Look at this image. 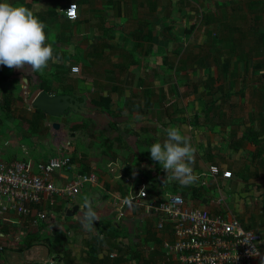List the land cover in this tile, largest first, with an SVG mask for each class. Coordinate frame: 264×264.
Masks as SVG:
<instances>
[{
	"label": "crops",
	"instance_id": "crops-1",
	"mask_svg": "<svg viewBox=\"0 0 264 264\" xmlns=\"http://www.w3.org/2000/svg\"><path fill=\"white\" fill-rule=\"evenodd\" d=\"M29 8L45 25L47 42L59 62L43 73L0 65V160H29L33 165L59 149L72 155L69 170H56V184L76 174L95 173V183L85 184L71 200L43 196L38 206L46 218L36 226L32 219L12 211L5 222L17 234L7 240L5 264H180L168 246L173 242L170 223L157 228L158 218L143 207L126 204L137 189L161 200L166 193L180 194L186 205L212 214H234L243 226L259 234L260 255L253 264H264V180L253 162L264 165V136L260 126L263 94L257 85H241L259 96L244 122L236 120L240 95L231 81L219 76L212 58L199 64L207 42V25L195 22L198 0H7ZM77 5V18L61 12ZM204 5V4H203ZM208 8V5L207 7ZM194 10V11H193ZM204 33L205 40L195 39ZM201 35V34H200ZM202 51V53H201ZM215 65L211 70L210 62ZM79 72H71L72 66ZM71 94L81 111L59 116L44 114L35 122L31 103L38 91ZM233 92V94L227 95ZM243 97V96H242ZM240 98V96H239ZM10 107H6V103ZM3 106V109H1ZM34 121V123H33ZM54 123L60 127L55 129ZM179 127L196 149L192 165L198 180L190 186L167 181V173L150 156V146L163 142V129ZM248 127L253 130L249 133ZM249 133V134H248ZM257 144L239 145L242 135ZM261 143V146L258 144ZM260 148L262 150L260 151ZM81 156V157H79ZM75 158V159H73ZM256 163V164H257ZM229 170L230 178L213 176L210 165ZM125 178L130 183L124 182ZM92 199L99 221L96 231H85L77 220L82 197ZM136 197V196H134ZM261 198L263 200L261 201ZM77 206L74 215H66ZM33 237L24 247L27 235ZM8 236L10 234H7ZM14 241H17L16 243Z\"/></svg>",
	"mask_w": 264,
	"mask_h": 264
},
{
	"label": "built area",
	"instance_id": "built-area-1",
	"mask_svg": "<svg viewBox=\"0 0 264 264\" xmlns=\"http://www.w3.org/2000/svg\"><path fill=\"white\" fill-rule=\"evenodd\" d=\"M60 12L74 20L77 5L70 3ZM71 72L78 73L79 67L72 66ZM72 166L70 153L60 149L34 165L29 160H0V222L12 211L31 218L32 226L37 227L46 218V212L38 207L43 196L50 197L51 203L54 197L71 200L85 184L96 182L93 172L78 173L64 184L51 179L54 171L69 170ZM209 171L213 176H232L229 170L222 171L213 164ZM124 182L129 184L130 179L125 178ZM134 196L127 199L128 204L143 207L159 217L157 228L171 224L174 238L168 248L176 253L180 264H253L260 255L259 234L244 227L232 213L216 215L204 208L189 207L178 193H166L163 199L152 200L140 188Z\"/></svg>",
	"mask_w": 264,
	"mask_h": 264
},
{
	"label": "clouds",
	"instance_id": "clouds-1",
	"mask_svg": "<svg viewBox=\"0 0 264 264\" xmlns=\"http://www.w3.org/2000/svg\"><path fill=\"white\" fill-rule=\"evenodd\" d=\"M45 28L46 25L29 8L0 0V65L43 73L50 61L59 62L60 57L54 55L53 45L47 42ZM163 131L166 139L150 146L151 158L167 173V181H177L181 186L193 185L198 180L192 167L196 149L179 127L169 126ZM78 206L77 220L83 229L96 231L94 222L100 217L91 197L84 195Z\"/></svg>",
	"mask_w": 264,
	"mask_h": 264
},
{
	"label": "trees",
	"instance_id": "trees-1",
	"mask_svg": "<svg viewBox=\"0 0 264 264\" xmlns=\"http://www.w3.org/2000/svg\"><path fill=\"white\" fill-rule=\"evenodd\" d=\"M246 8L247 11L242 12L238 16L239 19L249 24L246 29L243 24L235 23L236 17L229 18L230 16L227 15L219 16L215 13L212 15L207 14L206 12H203L202 14L201 23L207 25L206 34L208 39L206 44L201 47L202 50L204 48L206 51L205 56L201 55L198 61L199 64L202 65L204 64L205 59L212 58L217 66L219 76L241 77L238 70L242 67V70L246 72L253 60V55L258 59L253 62L254 64L251 65L252 68L259 70L264 67V0H248V2H246ZM250 21L256 24V28L250 23ZM255 31H259V36L256 40L257 43L252 48L254 53H251L250 50L247 51L244 39ZM259 57H261V59ZM262 72L264 73V70ZM221 79H223V77H220L217 80L220 81ZM243 89L244 87H241V91ZM230 94H233V92H230L227 95ZM258 94H263L264 97V86ZM8 103L9 102L6 103V107L9 108L10 105H8ZM1 109H3V106H1ZM43 116L44 114L37 109L34 117L35 122L37 123L42 120ZM247 129L249 133L253 130L251 127H248ZM259 129L258 136H264V111H262L260 116ZM248 134L242 135L237 143H239V145L247 144L248 146L256 145L257 143L253 141V138ZM261 150L262 148H260V151ZM70 157L72 161V155ZM32 240L33 237L28 234L23 241L24 247H29Z\"/></svg>",
	"mask_w": 264,
	"mask_h": 264
},
{
	"label": "rangeland",
	"instance_id": "rangeland-1",
	"mask_svg": "<svg viewBox=\"0 0 264 264\" xmlns=\"http://www.w3.org/2000/svg\"><path fill=\"white\" fill-rule=\"evenodd\" d=\"M198 2H201L204 5L203 4L201 5L202 9H199L197 7L194 8L195 11L193 10L194 13L192 17L195 16V19H194L195 22H198L200 19L199 13L206 12L207 14H212V15L213 13L219 16L227 15V16H230L229 18L236 17L235 23L243 24L245 29L249 25L247 24V22L245 23L243 20L238 18V16L242 12L247 11L246 2H248V0H198ZM207 5H208V8H206ZM241 7L243 8V10ZM250 23L254 25L256 28V24H254L252 21H250ZM253 33L244 39L247 51L250 50L251 53H254L252 48L257 43L256 40H257V37L259 36V31H255ZM205 36L206 35L200 31V33L197 35V37H195V39L197 40L199 38H202L203 40H205ZM259 58L261 59V57ZM252 59L253 60L251 61V64L249 65V68L248 70H246V72L242 70V67H240V69L238 70V73H240L241 77L224 76L223 79H225L224 80L225 86H228V84H230L229 81H231L233 84L234 90L237 92L240 90V93H241L242 84L250 85L252 84V82H255L257 85L256 89L260 91L261 88L264 86V81H263L264 73L262 72L264 70V67H262L259 70L253 69L251 65L254 64L253 62L258 58L254 57L253 55ZM210 64L211 65H208L209 68L211 70H214L215 65L213 64L212 61L210 62ZM229 100L232 102H235L232 104H235L234 111L236 112V120H242V126L240 127L241 129L240 133H241L244 130L243 128L244 122L247 121L248 123L251 112H253L254 118L259 117V111L257 110V107H256V105L259 104L258 102H260L259 96L255 95V89H253V92H252L250 87H248V89H245L240 95L232 96ZM252 128L255 129L256 132H259L260 130L258 127V124L255 122H253ZM261 145H262L261 143L258 144V146H261ZM263 153H264V148H263ZM256 163L253 162L252 165H255V168H258L257 175L258 177H261L262 180H264V165H262L261 162L257 164ZM262 200L263 198H261V201ZM7 234H10V235L8 236ZM13 234H17V231H13L12 228L9 225H7L4 220H1L0 222V264H5L6 262V261L3 262L4 258L2 257H4V253L7 256L6 246H8V244L12 245L11 241H13V238H12ZM9 237L11 241L7 240V238ZM14 242L16 243L17 241H14Z\"/></svg>",
	"mask_w": 264,
	"mask_h": 264
},
{
	"label": "water",
	"instance_id": "water-1",
	"mask_svg": "<svg viewBox=\"0 0 264 264\" xmlns=\"http://www.w3.org/2000/svg\"><path fill=\"white\" fill-rule=\"evenodd\" d=\"M31 102L35 108L51 116H59L68 111L77 112L83 109L77 98L71 94H49L43 90L38 91L32 98ZM53 127L58 129L60 125L54 123ZM77 209V206H74L71 210L66 207L64 212L66 215L70 216L74 215Z\"/></svg>",
	"mask_w": 264,
	"mask_h": 264
}]
</instances>
